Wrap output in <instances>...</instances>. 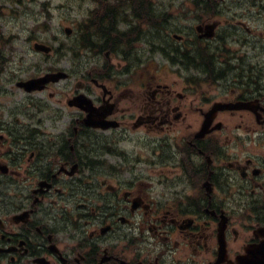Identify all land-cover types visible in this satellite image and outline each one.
Masks as SVG:
<instances>
[{"label": "flooded vegetation", "instance_id": "af4514ba", "mask_svg": "<svg viewBox=\"0 0 264 264\" xmlns=\"http://www.w3.org/2000/svg\"><path fill=\"white\" fill-rule=\"evenodd\" d=\"M180 1L178 49L154 37L152 0H88L85 31L119 50L124 30L157 70L192 72L181 91L155 68L86 63L37 84L52 65L26 74V50L11 70L0 44V264H264V0Z\"/></svg>", "mask_w": 264, "mask_h": 264}, {"label": "rangeland", "instance_id": "374dc122", "mask_svg": "<svg viewBox=\"0 0 264 264\" xmlns=\"http://www.w3.org/2000/svg\"><path fill=\"white\" fill-rule=\"evenodd\" d=\"M153 11H155V25L163 24V17L166 18L167 28L164 33L161 30H155L154 37L160 39L163 36H170V43L172 48L180 47L178 41L173 37L174 34H180L176 28L182 25L185 17V12L182 8L185 6L180 0H152ZM89 9H97L96 6H89L87 0H22L20 3H13L11 0H0V44H7V55L10 59L11 70L18 67L19 58H25L24 54L27 50L26 66L31 67L26 71V74L34 72V66L39 63L42 69L46 70L47 66L52 65L49 71H62L69 72L73 67L82 68L86 63L88 67H96L100 69L105 67L110 70H119L121 67L127 68L128 75L135 73L139 81L143 74L147 75L152 73L155 68V73H161V78L167 81L168 84L176 82L174 87L177 90H182L184 80H191L192 72L179 68L176 65L165 66L164 70H157V63H162V60L155 53L151 55L146 46L138 45L137 38L126 42V33L124 30L117 32L119 46L116 52L111 48L102 47L96 44L93 46H86L87 43H95L98 41L96 38L92 42L83 40L85 33L86 22L90 21V17H86L85 11ZM166 11V14H163ZM174 31V32H172ZM93 34V33H92ZM111 36L113 34H110ZM34 42H41L51 47L49 55L36 53L33 49ZM107 51L111 52L108 57L104 55ZM152 58H155L154 60ZM158 61V62H156ZM23 65V63L21 62ZM133 66V67H132ZM151 72H149V71ZM108 71V70H106ZM41 71H36L39 73ZM80 78H75L79 80ZM123 79L129 80L126 76ZM211 88L208 89V91ZM201 95V94H200ZM195 91L188 93L186 105L192 102L194 105H199L202 98ZM205 99V98H203ZM193 120L195 115L192 114ZM246 114L243 116L244 121H251L252 119ZM240 118L234 116L228 119L226 123V131L228 134L223 133L220 141L227 144V138L237 140L239 133L235 131L234 125L238 123ZM244 126V124L242 125ZM256 127V126H255ZM244 129V128H243ZM241 143L244 146L242 152H258L255 142L250 141L252 134L247 132L241 134ZM135 138V136H132ZM128 148H131L127 145ZM241 151V146H239ZM232 153V152H231ZM259 154L263 155L264 152L260 151ZM170 168V176L174 174L175 166L172 164ZM264 180V176L262 177Z\"/></svg>", "mask_w": 264, "mask_h": 264}, {"label": "trees", "instance_id": "16d2710c", "mask_svg": "<svg viewBox=\"0 0 264 264\" xmlns=\"http://www.w3.org/2000/svg\"><path fill=\"white\" fill-rule=\"evenodd\" d=\"M91 36L93 38H101L102 32L100 30H97V31L93 32V34H91Z\"/></svg>", "mask_w": 264, "mask_h": 264}, {"label": "water", "instance_id": "95a60500", "mask_svg": "<svg viewBox=\"0 0 264 264\" xmlns=\"http://www.w3.org/2000/svg\"><path fill=\"white\" fill-rule=\"evenodd\" d=\"M255 260H257V261H259V260H261V258H259V256L258 257H253ZM242 261H243V259H242ZM243 264V263H242ZM257 264H260L259 262L257 263Z\"/></svg>", "mask_w": 264, "mask_h": 264}]
</instances>
